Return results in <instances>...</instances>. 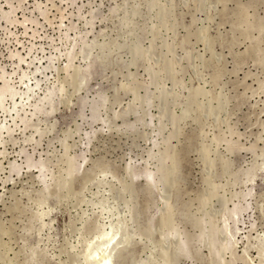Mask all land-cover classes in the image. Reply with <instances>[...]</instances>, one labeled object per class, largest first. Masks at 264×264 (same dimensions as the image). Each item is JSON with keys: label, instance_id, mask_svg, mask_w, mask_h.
<instances>
[{"label": "rangeland", "instance_id": "rangeland-1", "mask_svg": "<svg viewBox=\"0 0 264 264\" xmlns=\"http://www.w3.org/2000/svg\"><path fill=\"white\" fill-rule=\"evenodd\" d=\"M4 81L0 264H84L102 212L116 264H264V0H0Z\"/></svg>", "mask_w": 264, "mask_h": 264}, {"label": "bare ground", "instance_id": "bare-ground-1", "mask_svg": "<svg viewBox=\"0 0 264 264\" xmlns=\"http://www.w3.org/2000/svg\"><path fill=\"white\" fill-rule=\"evenodd\" d=\"M195 1V0H194ZM37 7V6H36ZM201 7H202V5H201ZM37 8H39V7H37ZM39 10V9H38ZM115 11V10H114ZM9 12V11H8ZM11 12H12V14H11ZM11 12H9V13H6L5 15H3L2 17H3V19H6V20H9L11 17H10V14L11 15H13V10L11 11ZM117 12H118V10H117ZM16 15V14H15ZM91 15V14H90ZM133 16V15H132ZM141 17V16H140ZM17 19V18H16ZM5 20V21H6ZM48 20V19H47ZM140 20V19H139ZM52 22V21H51ZM6 23H8V22H6ZM11 23V22H10ZM13 23V22H12ZM70 23V22H69ZM133 23H135V22H133ZM14 24V23H13ZM19 24V23H18ZM28 24V23H27ZM71 24V23H70ZM12 26V25H11ZM86 26V25H85ZM207 27V26H206ZM72 28V27H71ZM200 28H201V26H200ZM204 28V27H203ZM8 29V28H7ZM83 29V28H82ZM96 29V28H95ZM28 30V29H27ZM71 31V30H70ZM204 31V30H203ZM12 32V31H11ZM14 33V32H13ZM143 33V32H142ZM15 35V34H14ZM71 35V34H70ZM202 35V34H201ZM19 36V35H18ZM23 36H24V34H23ZM17 37V36H16ZM30 38H32V37H30ZM196 38H198V36L196 37ZM206 39H207V37H206ZM137 40V39H136ZM208 40V39H207ZM167 41V40H166ZM165 41V42H166ZM203 41V40H202ZM72 42V41H71ZM108 42V41H107ZM125 42V41H124ZM132 42V41H131ZM200 42V41H199ZM204 42V41H203ZM206 42V41H205ZM24 43V42H23ZM75 43V42H74ZM34 45V44H33ZM112 45H113V43H112ZM24 46V45H23ZM45 47V46H44ZM104 47V46H103ZM99 48H101V47H99ZM33 50V49H32ZM46 50V49H45ZM62 51V50H61ZM72 51V50H71ZM13 52V51H12ZM46 52V51H45ZM74 52V51H73ZM100 52H101V50H100ZM11 53V52H10ZM62 53V52H61ZM142 53H144V52H142ZM27 54V53H26ZM68 54H69V52H68ZM166 54V53H165ZM54 55V54H53ZM61 55V54H60ZM80 55V54H79ZM100 55V54H99ZM142 55V54H141ZM10 56V55H9ZM13 58L16 56L17 57V54H12L11 55ZM58 56V55H57ZM73 56V55H72ZM109 56V55H108ZM143 56V55H142ZM89 57H91V56H89ZM89 57H87V61H89ZM57 58V57H56ZM8 59V58H7ZM20 59V58H19ZM113 59V58H112ZM213 59V58H212ZM223 59V58H222ZM26 61V60H25ZM52 61V60H51ZM164 61V60H163ZM55 62V61H54ZM75 62V61H74ZM165 63H166V60L164 61ZM25 63V62H24ZM31 63V62H30ZM88 63V62H87ZM120 63V62H119ZM40 64H41V61H40ZM89 64V63H88ZM54 65V64H53ZM40 66V65H39ZM38 66V67H39ZM52 66V65H51ZM88 65H85V67H84V69H83V71H82V73H83V78H84V82H82L81 84L83 85L84 83H86L87 84V82H89L92 78H93V76H91V79L89 78V77H87V79H86V72H87V69H88V67H87ZM225 66V65H224ZM48 67H50V66H48ZM56 67V65L53 67V68H55ZM29 68V67H28ZM14 69V68H13ZM39 69H37L36 71H38ZM46 70H47V68H46ZM79 70H81V68H79ZM29 71V70H28ZM117 71V70H116ZM33 74V73H32ZM54 74V73H53ZM125 74V73H124ZM19 75V74H18ZM73 75V74H72ZM48 76V75H47ZM170 76V75H169ZM172 76V75H171ZM28 77V75L26 74V73H24V74H22V76H21V80L23 81L25 78H27ZM33 77V76H32ZM61 77V76H60ZM65 77V76H64ZM69 77H71V76H69ZM74 77V76H73ZM119 77V76H118ZM34 78V77H33ZM46 78H48V77H46ZM71 79V78H70ZM17 80V79H16ZM38 80V79H37ZM73 80V79H72ZM170 80V79H169ZM2 81V80H1ZM172 81V80H171ZM59 82V81H58ZM49 83V82H48ZM70 84V83H69ZM160 84V83H159ZM16 85V84H15ZM37 87L39 86V82H37V84H35ZM54 85V84H53ZM52 85V86H53ZM57 85V84H56ZM26 86H28V85H26ZM64 86V85H63ZM63 86H62V88H63ZM42 87V86H41ZM58 87V86H57ZM83 87V86H82ZM27 88V87H26ZM36 88V87H35ZM74 88V87H73ZM77 88V87H76ZM0 89H1V92H0V106L3 108V104H4V100H6V95H9L10 97L9 98H11L12 97V99H15V97H16V95L18 94L17 92H16V90H15V88L13 89V87L12 86H10V84H8V82H6V81H4V83H3V85H1V87H0ZM32 88H28L27 90L28 91H32L31 90ZM55 89V88H54ZM54 89H48V91L46 92V94L44 95V98L42 99V100H40V102L39 103H36V105H35V107H34V109H33V115H40V114H45V115H50V114H53V112L55 111V106H56V102H55V96H56V91L54 90ZM69 89V88H68ZM27 91V92H28ZM66 92V91H65ZM71 93V92H70ZM25 94H26V92H25ZM34 94H37V93H34ZM23 95V94H22ZM40 95V94H39ZM18 96H19V94H18ZM115 96V95H114ZM29 97V96H28ZM33 97V96H32ZM17 98V97H16ZM109 98V97H108ZM137 98V97H136ZM34 99V98H33ZM31 100V99H30ZM30 100H28V101H30ZM20 101H21V99H20ZM27 101V100H26ZM95 101V100H94ZM65 102V101H64ZM135 102V101H134ZM20 103V102H19ZM18 102H17V105L19 104ZM22 103H20L19 105H21ZM32 104V103H31ZM99 104V100L98 101H96V102H94L93 103V108H92V110H93V113L95 114V111H96V107H97V105ZM135 104V103H134ZM152 105V104H151ZM155 105V104H154ZM10 106V105H9ZM25 107V106H24ZM23 107V108H24ZM26 107H28V106H26ZM25 107V108H26ZM70 109V108H69ZM3 110V109H2ZM4 111V110H3ZM5 112H7V111H5ZM12 112H15V111H11V113ZM23 112V111H22ZM10 113V114H11ZM118 113V112H117ZM19 114V113H18ZM17 114V115H18ZM146 114V113H145ZM32 116V115H31ZM12 117V116H11ZM10 117V118H11ZM16 118V117H15ZM18 118V117H17ZM16 118V119H17ZM114 119V118H113ZM140 119V118H139ZM12 120V119H11ZM20 120V119H19ZM27 120V119H26ZM33 120V119H32ZM138 120V119H137ZM15 121V120H14ZM28 121V120H27ZM27 121H25V120H23V123L25 124V125H27L26 123H27ZM144 121V120H143ZM28 122H30V121H28ZM144 123H145V121H144ZM14 125V124H13ZM8 126V125H7ZM117 126H118V124H117ZM176 126V125H175ZM178 126V125H177ZM0 128L1 129H4L5 128V126H0ZM9 128H10V126H9ZM40 128V127H39ZM48 128V127H47ZM161 128V127H160ZM164 128V127H163ZM162 128V129H163ZM6 129H7V132L9 133V130H8V128L6 127ZM45 129V128H44ZM118 129V128H117ZM121 129V128H120ZM157 129V128H156ZM180 129V128H179ZM10 130H11V128H10ZM13 130V129H12ZM34 130V129H33ZM37 130V129H36ZM45 131V130H44ZM123 131V130H122ZM38 132V131H37ZM40 132V131H39ZM38 132V133H39ZM78 132V131H77ZM31 133V132H30ZM37 133V134H38ZM40 133H42V132H40ZM91 133V132H90ZM178 133V132H177ZM50 134V133H49ZM80 134V133H79ZM147 134V133H146ZM4 135V134H3ZM71 135V134H70ZM75 135H77V134H75ZM72 136H74V135H72ZM4 137V136H3ZM36 138V137H35ZM35 138H34V140H35ZM61 138V137H60ZM65 138H67V137H65ZM25 139V138H24ZM40 139V138H39ZM30 140V139H29ZM65 140V139H64ZM148 140V139H147ZM30 142H32V141H30ZM36 141H34V143H35ZM74 142V141H73ZM1 143H3L2 142V140H1V138H0V144ZM75 143V142H74ZM83 144V143H82ZM3 144H1V146H2ZM4 145H6V144H4ZM62 145V144H61ZM75 145H77V144H75ZM74 145V146H75ZM148 146V145H147ZM71 147V146H70ZM5 148H3V150H4ZM149 151V150H148ZM150 152V151H149ZM162 152V151H161ZM7 153V152H6ZM3 154V152L0 150V155H2ZM20 154H25V156L23 157V159H24V163L26 164V166L28 167V168H36L37 170H38V176L39 177H37V179L38 178H40V180L38 179V181H40L42 184H43V191H48L49 189H50V186L48 185V182H46V180L47 179H45V172H44V170L46 169V167H47V162L45 161V160H38V161H34L33 160V158H32V156L31 155H29V154H27V153H25V151L24 150H21L20 151ZM55 154H56V152H55ZM148 154H150V153H148ZM153 154V153H152ZM7 155V154H6ZM53 156H54V154H53ZM69 156V155H68ZM163 156V155H162ZM141 157V156H140ZM6 158V157H5ZM43 158V157H42ZM261 158V157H260ZM50 159V158H49ZM73 159H77V158H74L73 157ZM164 160H165V158H164ZM76 161V160H75ZM158 161V160H157ZM141 162V161H140ZM255 162H257V161H255ZM75 163V162H74ZM74 163H73V161L71 160V162H70V168H69V170H68V172L69 173H72L73 171H75V170H78V168L74 165ZM264 163V162H263ZM23 164V163H22ZM259 164V163H258ZM10 165V168H9V170H10V172L11 173H16V174H18L19 173V171L21 170L20 169V167H19V165H17L15 162L14 163H10L9 164ZM54 165V164H53ZM86 165V164H85ZM255 165V164H254ZM2 166V165H1ZM153 166H155V165H153ZM256 166V165H255ZM58 167V166H57ZM180 167V166H179ZM252 167V166H251ZM48 168V167H47ZM91 168V167H90ZM156 168V167H155ZM254 168H256V167H254ZM258 168V167H257ZM263 168H264V166H263ZM32 169V170H33ZM180 169V168H179ZM261 169V168H260ZM260 169H255L254 171H252V175H251V177H250V181L249 182H251V181H254L255 180V178H257L256 176H258V171L260 170ZM29 170H31V169H29ZM51 170V169H50ZM110 170V169H109ZM79 171V170H78ZM166 171V170H165ZM168 171V170H167ZM29 172V171H28ZM159 172V171H158ZM161 172V171H160ZM249 173V172H248ZM75 174V173H74ZM51 175H53V174H51ZM69 175V174H68ZM36 176V175H35ZM63 176V175H62ZM61 176V177H62ZM73 176V175H72ZM71 176V177H72ZM137 176V175H136ZM52 177H55V176H52ZM92 177H93V175H92ZM166 177V176H165ZM247 177V176H246ZM50 178H51V176H50ZM49 178V179H50ZM74 178V177H73ZM167 178V177H166ZM248 180V179H247ZM27 181V180H26ZM146 183H148V184H152V182H153V174L151 173V172H149L148 171V173H146ZM156 181V180H155ZM3 182V181H2ZM7 182V181H6ZM72 182V181H71ZM122 182V181H121ZM34 183V182H33ZM124 183H126V182H124ZM159 183V182H158ZM248 183V182H247ZM37 184V183H36ZM69 184H70V182H69ZM131 184H132V182H131ZM172 184V183H171ZM171 184L170 185H168V186H171ZM166 185V184H165ZM173 185V184H172ZM175 185H177V184H175ZM246 185V184H245ZM100 186H101V184H100ZM125 186V185H124ZM167 186V185H166ZM174 186V185H173ZM173 186H172V188H173ZM55 188V187H54ZM57 188V187H56ZM253 188V187H252ZM129 189V188H128ZM254 189V188H253ZM13 190V189H12ZM126 190V189H125ZM125 190L123 191V192H125ZM167 190H168V188H167ZM166 190V191H167ZM169 191V190H168ZM25 192V191H24ZM49 192V191H48ZM128 192V191H127ZM27 193V192H26ZM47 193V192H46ZM147 193V192H146ZM12 194V193H11ZM14 194V193H13ZM16 194V193H15ZM14 194V195H15ZM29 194V193H28ZM27 194V195H28ZM35 194V193H34ZM43 194V193H42ZM45 194V193H44ZM98 194V193H97ZM137 194V193H136ZM250 193H248V194H245V195H249ZM120 195V194H119ZM198 195V194H197ZM244 195V196H245ZM44 196H46V194L44 195ZM43 197V196H42ZM239 197V196H238ZM60 198V197H59ZM164 198V197H163ZM231 198H233V197H231ZM237 198V197H236ZM21 199V198H20ZM33 199V198H32ZM35 199V198H34ZM43 199V201H44V199L45 198H42ZM118 199H119V197H118ZM117 199V201H119ZM134 199H136L135 197H134ZM16 200V199H15ZM38 200L39 201H42L41 199H39L38 198ZM83 200V199H82ZM105 200V199H104ZM137 200V199H136ZM223 200H225V199H223ZM1 201V200H0ZM18 201H19V199H18ZM31 201V200H30ZM99 201H102V200H99ZM230 201V200H229ZM252 201V200H251ZM33 202H35V201H33ZM103 202V201H102ZM207 202H209V201H207ZM232 202V201H231ZM22 203V202H21ZM39 203H42V202H39ZM44 203L45 204H47V200H45L44 201ZM19 204V203H18ZM44 204V205H45ZM121 204V203H120ZM156 204V203H155ZM201 204V203H200ZM217 204H219V203H217ZM222 204H223V202H222ZM228 204V203H227ZM41 205V204H40ZM43 205V204H42ZM43 205V206H44ZM233 205H236V204H233ZM17 206V205H16ZM30 206V205H29ZM139 206V205H138ZM150 206V205H149ZM247 206L248 205H237L236 207H235V209H234V215L236 216V218H237V216L239 215L240 216V214L244 211V210H246V209H248L247 208ZM261 207V206H260ZM19 208V207H18ZM27 208V207H26ZM41 208H42V206H41ZM40 208V209H41ZM53 208V207H52ZM104 208V206L102 207V209ZM32 209V208H31ZM43 209V208H42ZM100 210V212H102L103 210ZM121 209V208H120ZM166 209V208H165ZM27 210V209H26ZM44 210H46V209H43V212H44ZM49 210H51V209H49ZM49 210H46V215H47V211H49ZM223 210V209H222ZM229 210V209H228ZM262 210V209H261ZM19 211V210H18ZM34 211V210H33ZM107 211H109V210H107ZM135 211V210H134ZM137 211V210H136ZM162 211H165V210H162ZM39 212V211H38ZM42 212V210H41V212H40V215H41V213H42V215H41V219H42V217L45 219V213H43ZM51 212V211H50ZM104 212H106L105 210H104ZM139 212V211H138ZM190 212V211H189ZM263 212V211H262ZM103 213V212H102ZM101 213V214H102ZM163 213V212H162ZM192 213V212H191ZM48 214H49V212H48ZM100 213L98 214L99 216L101 215ZM164 214V213H163ZM36 215H37V212H36ZM45 215V216H44ZM104 214H102V216H103ZM160 215V214H159ZM193 215V214H192ZM232 215V214H231ZM38 217H39V213H38V215H37ZM48 216V215H47ZM99 216L97 217L98 218V224H100L99 223ZM102 216H100V218L102 217ZM137 216V215H136ZM135 216V217H136ZM197 216V215H196ZM1 217V216H0ZM38 217L36 218V220L38 219ZM104 218L105 217H107V216H103ZM102 217V220L104 221V218ZM186 217V216H185ZM204 217H207V216H204ZM138 218V217H137ZM137 218H136V220H137ZM166 218V217H165ZM187 218V217H186ZM197 219H198V217H196ZM254 218V217H253ZM40 219V218H39ZM38 219V220H39ZM43 219V220H44ZM107 219H108V217H107ZM106 219V220H107ZM162 219V218H161ZM43 220H41V223H42V221ZM101 220V221H102ZM163 220H165L164 218H163ZM202 220V219H201ZM226 220V219H225ZM7 221V220H6ZM45 221V220H44ZM95 222V223H96ZM177 222V221H176ZM228 222V221H227ZM96 223V225L97 226H99V227H97L98 228V230L97 231H95V232H97L96 234L94 233V235L95 236H93L92 237V239H90L89 241H87L86 242V248L84 249L85 251H83L82 253V256L84 255V264H116V257L118 256V254H116V246H117V228L115 227V222L113 223L112 222V220H108V222L106 223H102V224H100V225H98ZM44 224H46V223H44L43 222V225ZM258 224V223H257ZM1 225V224H0ZM91 225V224H90ZM93 225V224H92ZM161 225V224H160ZM34 226V225H33ZM45 226V225H44ZM154 226V225H153ZM228 226V225H227ZM230 226V225H229ZM197 227H199L198 225H197ZM186 228V227H185ZM239 228V227H238ZM4 229V228H3ZM159 229V228H158ZM200 229H202V228H200ZM39 230V229H38ZM90 230V229H89ZM30 231V230H29ZM9 232V231H8ZM12 232V231H11ZM90 232V231H89ZM157 232V231H156ZM5 233V232H4ZM13 233V232H12ZM11 233V234H12ZM74 233H75V231H74ZM91 233H92V231H91ZM130 233V232H129ZM201 233V232H200ZM228 233V232H227ZM149 234H151V233H149ZM158 234V233H157ZM186 234V233H185ZM217 234V233H216ZM263 234V233H262ZM188 235V234H187ZM220 235V234H219ZM200 236V235H199ZM201 236H203L202 234H201ZM201 236H200V238H201ZM151 237V236H150ZM48 238H50V237H48ZM148 238H149V236H148ZM256 238V237H255ZM261 238V237H260ZM202 239V238H201ZM241 240V239H240ZM255 240V239H254ZM155 241V240H154ZM261 241H263V240H261ZM146 244V243H145ZM255 244V243H254ZM134 245V244H133ZM248 245V244H247ZM135 246V245H134ZM181 246V245H180ZM249 246V245H248ZM247 246V247H248ZM37 247V246H36ZM47 247V246H46ZM161 247V246H160ZM183 248V247H182ZM182 248H180V249H182ZM185 248V247H184ZM186 248H187V246H186ZM26 249V248H25ZM47 249V248H46ZM193 249V248H192ZM144 250V249H143ZM148 250V249H147ZM217 250V249H216ZM246 250V249H245ZM20 251H21V249H20ZM27 251V250H26ZM186 252V251H185ZM35 253V252H34ZM183 253V252H182ZM192 254V253H191ZM195 254V253H194ZM193 254V255H194ZM242 254H244V253H242ZM3 255V254H2ZM2 255H0L1 257H2ZM7 255V254H6ZM129 255V254H128ZM184 255H186V254H184ZM35 256V255H34ZM8 257H10V256H8ZM7 257V258H8ZM25 257V256H24ZM129 257H131V256H129ZM6 258V257H5ZM4 258V259H5ZM51 258V257H50ZM181 258H183V257H181ZM193 258V257H192ZM3 259V258H2ZM3 259V260H4ZM10 259V258H9ZM170 259V258H169ZM191 259V258H190ZM222 259V258H221ZM248 259H250V258H248ZM11 260V259H10ZM178 260H179V258H178ZM225 260V259H224ZM13 261V260H12ZM25 261V260H24ZM34 261V260H33ZM151 261V260H150ZM173 261V260H172ZM252 261V260H251ZM36 262V261H35ZM122 262V261H121ZM152 262V261H151ZM185 262V261H184ZM249 262V261H248ZM16 263V262H15ZM18 263V262H17ZM83 263V262H82ZM148 263V262H147ZM153 263V262H152ZM151 263V264H152ZM5 264V263H4ZM30 264V263H29Z\"/></svg>", "mask_w": 264, "mask_h": 264}]
</instances>
